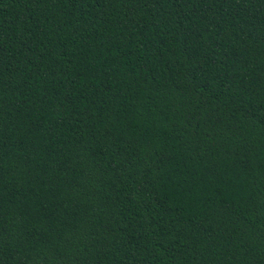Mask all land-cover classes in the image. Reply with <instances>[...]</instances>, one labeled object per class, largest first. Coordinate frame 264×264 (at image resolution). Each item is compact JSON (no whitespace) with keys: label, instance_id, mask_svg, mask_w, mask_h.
I'll list each match as a JSON object with an SVG mask.
<instances>
[{"label":"trees","instance_id":"1","mask_svg":"<svg viewBox=\"0 0 264 264\" xmlns=\"http://www.w3.org/2000/svg\"><path fill=\"white\" fill-rule=\"evenodd\" d=\"M0 264H264V0H0Z\"/></svg>","mask_w":264,"mask_h":264}]
</instances>
